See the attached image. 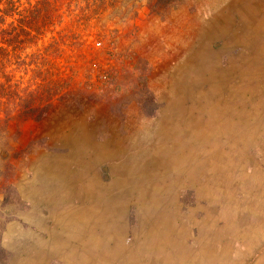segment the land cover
I'll return each instance as SVG.
<instances>
[{
	"label": "rangeland",
	"instance_id": "374dc122",
	"mask_svg": "<svg viewBox=\"0 0 264 264\" xmlns=\"http://www.w3.org/2000/svg\"><path fill=\"white\" fill-rule=\"evenodd\" d=\"M249 1L177 0L157 13L151 0H109L93 6L79 30L66 16L45 42L67 28L83 45L67 39L49 50L38 68L45 82L28 73L18 87L11 74L8 105L0 100V240L6 222L27 208L21 188L54 216L63 264H136L142 255L152 264V256L167 253L160 245L169 238L182 264L183 257L188 264H243L263 251L264 194H248L252 178L245 174L248 146L258 139L252 132L246 139V123L235 125L241 111L248 122L257 118L247 101L229 98L237 88L226 87L241 59L225 49L245 48L250 36L264 33V18L249 26L251 34L243 31L240 13ZM251 1L262 13L264 0ZM56 84L58 93L37 103L47 106L41 119L22 122L21 101ZM44 155L58 156L39 161ZM48 190L55 192L49 197ZM235 191L247 198L243 204ZM200 200L209 201L201 221L204 208L182 213ZM192 227L204 249L183 255L180 241ZM229 236L241 242L236 258H229ZM219 239L217 253L211 243ZM249 240L259 244L251 249ZM7 257L0 244V264Z\"/></svg>",
	"mask_w": 264,
	"mask_h": 264
},
{
	"label": "crops",
	"instance_id": "0c3cea01",
	"mask_svg": "<svg viewBox=\"0 0 264 264\" xmlns=\"http://www.w3.org/2000/svg\"><path fill=\"white\" fill-rule=\"evenodd\" d=\"M263 18L264 8L262 13L258 14L256 18L253 17V19H256L257 21H252L255 22V25L260 24L262 21L261 19ZM249 38V44L245 48L232 47L230 51L225 49V52L229 55H227L225 52L223 55H227V57L231 55L237 56L239 59H241L239 64L235 66L234 76H231L229 81H226L227 89L231 88L234 90V87L237 88V94L235 93L234 95L232 93L229 98L234 99V101H247V106L249 108L248 113H251L252 116L257 118V120L251 119L248 122V120H244V118L248 115L241 111L240 118L242 119L235 121V125L241 129L243 128V123L247 124V127H244L243 129L244 132L247 133V140L249 136L252 138V136L249 135L251 132L254 134L255 138L258 139L256 143H251L252 145L248 146V156L250 157L251 164L246 166L245 170L246 176L252 178V180L249 179L248 181L252 187V191H250L248 194H255L256 196V194H264V134H259V130H262L264 133V33L260 37L255 34ZM227 93L228 90L220 98H227ZM220 113L222 115L224 114L223 116H225V113ZM210 114L211 113L209 112V116ZM259 117H262V119H259ZM57 156L58 155H44L43 157L39 158V161L45 159L46 157L56 158ZM259 177H261L262 180H258ZM29 180L23 182L22 188L25 187ZM20 189L18 192L22 194L21 197L26 201L27 208L21 211L19 219L9 220L4 226V232L0 240V244L2 249L7 252L8 257L6 264H63V262L60 261L62 257L61 252L59 251L61 238L59 236V229L54 222V216L50 214L46 208V205L41 203V200V202H37L35 200V195L32 194V196L29 197L31 194L30 192L29 196H27L26 193L21 192ZM54 192V190H48L47 196L50 197L52 194H54ZM238 193L242 195L241 199L237 198ZM233 199L243 204V200L247 198L244 197L242 192L235 191L233 193ZM255 200H257V197ZM201 201L202 200L195 204L197 206L193 205L192 207H189L186 212L182 210V213H184V215H188L191 209L199 207L202 210L204 208L203 212H199L196 217V219L201 221V219L206 216V205L207 203L209 204V201L207 200ZM212 208L216 210L215 205L212 206ZM242 213L244 215L245 212L243 211ZM256 227H258V225ZM227 233L228 235H233L232 231L230 230H228ZM195 234H197V228L192 227L190 236L187 238V240L183 238L180 241L183 248V255L189 254V248H192L195 252L197 250L204 249L201 242L195 239ZM255 237L259 239L260 235L256 234ZM243 238H245V236H243ZM169 241V243L167 242L169 246L163 244L160 245L161 249L167 250V253H164L162 256L161 254L152 256V264H170L169 259L178 260L175 264H182V262H180L182 261L181 258H179L180 256L174 253V255H172L175 242L171 238H169ZM218 241L219 243H211V249L217 253H220L221 239ZM226 243L232 245L229 250V258L238 257V249H241L242 247L240 245V240L229 236L226 240ZM258 244L259 241L253 242L252 240H249L248 242V245L251 246V249L255 248V245ZM261 245V250L263 251L257 249L256 252H253V254L251 253V255L246 258V261L243 264H256V261L259 259L264 261V237ZM186 261L187 260L183 257V262H185L183 264H188ZM145 263L146 261L145 258H143V255L136 259V264ZM199 264H201V262Z\"/></svg>",
	"mask_w": 264,
	"mask_h": 264
},
{
	"label": "trees",
	"instance_id": "16d2710c",
	"mask_svg": "<svg viewBox=\"0 0 264 264\" xmlns=\"http://www.w3.org/2000/svg\"><path fill=\"white\" fill-rule=\"evenodd\" d=\"M109 0H0V100L8 105V85L11 74L18 75L17 86L23 82V76L32 73V79L42 78L46 81V76H42L38 68L43 66L49 50L58 47L70 39L71 46L81 47L79 42L81 37L74 31L64 29L55 33L58 37H50L55 29L63 22L66 16L75 19L74 25L77 30L80 26L89 21L88 11L93 6L102 7ZM122 1V0H117ZM153 11L159 13L166 7L171 6L177 0H151ZM83 4L84 7L78 6ZM74 5V6H72ZM72 8V9H71ZM14 67L12 70L11 68ZM62 85L56 84L51 90L48 86H38L31 93L25 104L20 108L22 111L19 117L22 122L27 120L39 121L43 116L44 107L37 104L43 100L41 95L46 96L44 100H49L58 93ZM41 87V90H40ZM42 92V93H41ZM15 95V94H14ZM16 97V95H15ZM20 101L21 98L17 97ZM49 105V104H47Z\"/></svg>",
	"mask_w": 264,
	"mask_h": 264
},
{
	"label": "bare ground",
	"instance_id": "6f19581e",
	"mask_svg": "<svg viewBox=\"0 0 264 264\" xmlns=\"http://www.w3.org/2000/svg\"><path fill=\"white\" fill-rule=\"evenodd\" d=\"M246 2V1H245ZM250 3V6H249V9H248V11H246L247 13H245V12H243V13H240L242 16H241V19H242V21H243V25H244V29H243V31H244V33H246L249 29V26H253V25H255V22H253V21H255L256 19H253V17H255L256 18V16H257V11H256V8L257 7H255V4H254V2L253 1H249V2H247V4H249ZM246 4V5H247ZM258 4V3H257ZM256 4V5H257ZM260 4V3H259ZM239 6H244L243 4H241V5H239ZM262 6V5H261ZM264 6V5H263ZM253 20V21H252ZM262 20V19H261ZM257 21V20H256ZM263 23V25H264V22H262ZM257 28V27H256ZM242 29V28H241ZM254 31V29L252 30V28H251V30H249V32H250V34L252 33ZM243 34V33H242ZM241 37V36H240ZM249 43V42H248ZM202 55V54H201ZM194 60V59H193ZM211 61V60H210ZM209 61V62H210ZM213 61V60H212ZM193 62V61H192ZM202 64V63H201ZM207 64H205V66H206ZM210 65V64H209ZM208 65V66H209ZM212 66V65H211ZM211 70V69H210ZM210 74H212L211 72H210ZM256 78V77H255ZM253 79V78H252ZM211 113V112H210ZM223 115L219 112L218 113V117H220V119H221V117H222ZM228 118V117H227ZM219 119V120H220ZM218 123V122H217ZM212 124V123H211ZM217 125H219V124H217ZM212 126H213V124H212ZM49 181H51V180H49ZM90 188V187H89Z\"/></svg>",
	"mask_w": 264,
	"mask_h": 264
},
{
	"label": "water",
	"instance_id": "95a60500",
	"mask_svg": "<svg viewBox=\"0 0 264 264\" xmlns=\"http://www.w3.org/2000/svg\"><path fill=\"white\" fill-rule=\"evenodd\" d=\"M8 213L10 212V211H7Z\"/></svg>",
	"mask_w": 264,
	"mask_h": 264
},
{
	"label": "built area",
	"instance_id": "2783aa9c",
	"mask_svg": "<svg viewBox=\"0 0 264 264\" xmlns=\"http://www.w3.org/2000/svg\"><path fill=\"white\" fill-rule=\"evenodd\" d=\"M105 78V77H104Z\"/></svg>",
	"mask_w": 264,
	"mask_h": 264
}]
</instances>
